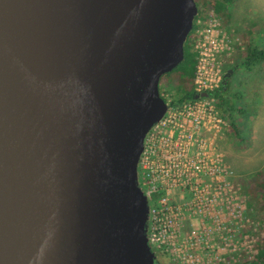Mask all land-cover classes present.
<instances>
[{
	"label": "water",
	"instance_id": "1",
	"mask_svg": "<svg viewBox=\"0 0 264 264\" xmlns=\"http://www.w3.org/2000/svg\"><path fill=\"white\" fill-rule=\"evenodd\" d=\"M196 13L0 0V264H154L136 166Z\"/></svg>",
	"mask_w": 264,
	"mask_h": 264
},
{
	"label": "built area",
	"instance_id": "2",
	"mask_svg": "<svg viewBox=\"0 0 264 264\" xmlns=\"http://www.w3.org/2000/svg\"><path fill=\"white\" fill-rule=\"evenodd\" d=\"M190 32L193 96L173 103L167 88L160 92L166 110L146 132L137 161L148 206L146 241L170 264H240L247 255L245 185L221 147L229 123L213 95L238 41L213 9L196 13Z\"/></svg>",
	"mask_w": 264,
	"mask_h": 264
},
{
	"label": "rangeland",
	"instance_id": "3",
	"mask_svg": "<svg viewBox=\"0 0 264 264\" xmlns=\"http://www.w3.org/2000/svg\"><path fill=\"white\" fill-rule=\"evenodd\" d=\"M230 13L227 24L223 25L222 21L221 24L232 39L237 38L238 44L232 55L225 58L223 72H226L229 66H233L232 75L228 77V100L229 105L233 106L231 113L239 136L235 137L234 133L229 131L230 147L226 157L236 175L240 174L247 179L255 171L264 172V62L247 69L238 64L241 60L237 57L244 49L240 39L242 34L254 33L255 37L250 35L253 42L264 48V0H236L230 7ZM167 89L170 98H175L174 90L170 87ZM225 146L226 141H221L224 152ZM246 218L248 219L245 229L246 257H249L252 254L251 249L249 250L252 240L258 241L264 235V221ZM154 258L158 264H170L167 256L159 257L154 254Z\"/></svg>",
	"mask_w": 264,
	"mask_h": 264
},
{
	"label": "trees",
	"instance_id": "4",
	"mask_svg": "<svg viewBox=\"0 0 264 264\" xmlns=\"http://www.w3.org/2000/svg\"><path fill=\"white\" fill-rule=\"evenodd\" d=\"M197 6L198 15H206V13L213 9L215 13L221 18L222 24L226 25L230 19V7L236 0H194ZM264 28V27H263ZM250 34L240 35L243 42V51L238 55V60L243 67L251 69L254 65L264 62V48H260L253 42ZM191 32L188 33L183 43V58L170 71L161 75L159 84L162 88L170 87L174 90L175 98L173 103H182L193 96V78L196 65V54L192 48L191 40L189 39ZM251 36L255 37L253 33ZM253 37V38H254ZM236 64V66H238ZM233 69V66H229ZM228 68V69H229ZM227 69V70H228ZM232 71L229 76L232 75ZM225 74V72H224ZM228 76V77H229ZM228 77L223 76L222 82L217 89L213 91L216 97V105L221 110L222 116L228 121L229 131L234 133L235 137L239 136L237 125L232 115L233 106H230L228 100ZM229 117V118H228ZM246 201V216L253 220L264 221V172L260 170L255 171L244 182ZM256 252L249 257L241 260L240 264H264V235L258 239L254 245ZM163 257V255H160ZM154 261L155 258H154Z\"/></svg>",
	"mask_w": 264,
	"mask_h": 264
},
{
	"label": "flooded vegetation",
	"instance_id": "5",
	"mask_svg": "<svg viewBox=\"0 0 264 264\" xmlns=\"http://www.w3.org/2000/svg\"><path fill=\"white\" fill-rule=\"evenodd\" d=\"M158 88H159V93L162 91V89H164V88H162L161 87V84H159L158 85ZM166 110V109H165ZM165 112V111H164ZM164 114V113H163ZM228 135H229V128H227V130H226V139H225V141H226V155L228 156V153H229V147H230V144H229V142H228ZM154 264H158L156 261H154Z\"/></svg>",
	"mask_w": 264,
	"mask_h": 264
},
{
	"label": "crops",
	"instance_id": "6",
	"mask_svg": "<svg viewBox=\"0 0 264 264\" xmlns=\"http://www.w3.org/2000/svg\"><path fill=\"white\" fill-rule=\"evenodd\" d=\"M239 176H240V178H242L243 180H244V182L246 181V179L245 178H243L240 174H239Z\"/></svg>",
	"mask_w": 264,
	"mask_h": 264
}]
</instances>
